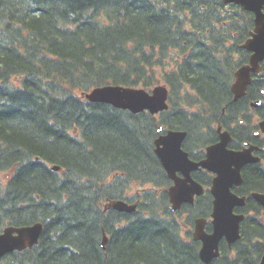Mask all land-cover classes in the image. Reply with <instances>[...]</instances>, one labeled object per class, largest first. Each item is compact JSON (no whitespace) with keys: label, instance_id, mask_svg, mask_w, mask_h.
Listing matches in <instances>:
<instances>
[{"label":"trees","instance_id":"obj_1","mask_svg":"<svg viewBox=\"0 0 264 264\" xmlns=\"http://www.w3.org/2000/svg\"><path fill=\"white\" fill-rule=\"evenodd\" d=\"M252 28L251 12L222 0H0V171L9 172L0 180V231L43 224L36 244L1 264H257L264 219L251 199L244 209L255 213L242 220L240 239L231 249L221 241V255L208 263L199 259V242L188 230L182 237L179 211L163 205L169 180L153 144L159 125L197 134L222 118L223 107L235 117L228 80L246 59L238 44ZM233 30L240 35L215 52L219 33ZM206 38L212 53L198 43ZM171 50L187 57L160 71L171 92L170 108L157 119L81 96L105 84L154 85V67ZM261 65L247 96L262 99L255 112L264 117ZM186 84L194 95L186 91L176 102L171 94ZM243 186L264 191V169L249 166ZM135 198L141 201L132 213L103 209L106 199ZM197 201L204 209L192 210L186 223L209 214L211 196Z\"/></svg>","mask_w":264,"mask_h":264},{"label":"water","instance_id":"obj_2","mask_svg":"<svg viewBox=\"0 0 264 264\" xmlns=\"http://www.w3.org/2000/svg\"><path fill=\"white\" fill-rule=\"evenodd\" d=\"M223 2L238 4L254 15V28L250 32V37L243 43V48L251 53L247 63L235 72V80L231 85L234 97L238 98L243 95L246 86L250 83L251 73L259 71L260 62L264 59V0H223ZM167 94L168 90L163 84L154 86L150 91L142 87L105 84L83 92L82 96L91 102L108 103L133 113L146 110L151 114H156L167 109ZM259 104L260 101L256 100L252 101L251 106L255 107ZM259 126L264 131V120L259 122ZM184 136L185 131H166L165 134L155 139L154 152L167 175L174 181L173 186L169 189L172 209L178 208L182 202H193L195 194L202 193L201 185L191 177L190 171L202 167L216 173L210 187L213 197L210 214L212 231L204 230L205 218L197 220L194 230V237L201 240L202 243L199 255L202 260L209 261L210 258L217 255V246L221 238H225L228 243H231L240 236L239 223L243 214H235L233 207L243 205L244 197L235 195L230 187L241 182L240 166L255 159L251 156L250 148H245L242 151L228 150L225 145L229 137L224 132L220 135V142L206 148L204 160L193 162L181 149ZM52 168L60 170L58 166ZM177 171L182 174L181 177L176 175ZM252 195L264 205L263 194L253 193ZM107 206L119 211L131 212L135 209L136 204H129L125 200H114ZM41 230V222L20 227H5L0 233V259L12 250L31 247L37 242ZM106 242L107 236L104 233L101 241L103 248ZM258 264H264V248Z\"/></svg>","mask_w":264,"mask_h":264},{"label":"flooded vegetation","instance_id":"obj_3","mask_svg":"<svg viewBox=\"0 0 264 264\" xmlns=\"http://www.w3.org/2000/svg\"><path fill=\"white\" fill-rule=\"evenodd\" d=\"M223 1V0H222ZM224 4V3H223ZM237 5L234 3H228L227 5ZM241 22V23H240ZM238 23L240 25H242V19L238 18ZM248 27V25H245V29ZM250 32L251 29L248 30L247 33H244V41L250 36ZM190 34L196 35L198 36H202V35H210L211 33L208 31H200V32H191ZM221 36V40L218 42V46H215V52L220 51L221 49L226 48L228 45H231L232 40L230 38L231 37H235L237 35H240V30H233L232 33L228 32V31H223L221 33H219ZM198 43L202 44V45H208L207 49L208 51H210L212 53L211 48L214 47V41L210 40L209 38L206 39H197ZM242 47V43L238 44V47L241 48ZM242 50H244V53L246 54V59L243 61H240V52L236 54V60H239L236 63V60L234 61V63L236 64H244L248 61L249 58V54L250 52L241 48ZM184 55L187 57V53H184ZM237 68H233L232 71V75L230 76V79L228 80V84L229 86V91L231 94V102H235L233 103L236 106V113H235V117H229V113L226 112L225 108H222V118H218L216 120H212L209 119L210 122H212L211 128H208L206 130L203 131H199L197 134L193 133V134H189L188 130H183L185 131V136L181 145V148L186 151L189 152L192 148H194L195 144H198V140L205 136L207 138V145H211L213 143H216L217 141H219V131H218V126H221L220 131H227L229 136L231 137V139L228 141L227 147H234V149H238L240 147H242L245 143H250L252 142V139L256 142V140H259L261 138L262 135H264V133L261 132L260 127L257 125V122L261 119V116L256 115V118L253 122V113L254 111H252L251 108V104L252 101L250 99H248L247 95H242L241 97L237 98V99H233V93L231 91V84L233 83V78L235 77V70ZM194 92V91H193ZM210 116L207 114V117ZM212 118V117H211ZM238 126L237 131L235 130V128ZM264 149V145L262 147ZM203 153V157H205L204 154V150H201ZM202 153L198 150H193V158H198L202 156ZM249 164V163H248ZM245 164L243 165V169L247 168V165ZM192 175L194 177L197 178H201V179H205L207 182L210 180V178H212L213 174L207 171H194L192 173Z\"/></svg>","mask_w":264,"mask_h":264},{"label":"rangeland","instance_id":"obj_4","mask_svg":"<svg viewBox=\"0 0 264 264\" xmlns=\"http://www.w3.org/2000/svg\"><path fill=\"white\" fill-rule=\"evenodd\" d=\"M173 63H171L170 67H172ZM160 69L159 67H154V73H155V76L159 77L160 76V71L161 70H158ZM10 82L13 84V85H17L19 83V77L18 76H13L10 78ZM9 175V172L8 171H0V180L1 181H4L7 176ZM146 186L142 187V188H145ZM132 189H137V185H133ZM130 194V193H129Z\"/></svg>","mask_w":264,"mask_h":264},{"label":"bare ground","instance_id":"obj_5","mask_svg":"<svg viewBox=\"0 0 264 264\" xmlns=\"http://www.w3.org/2000/svg\"><path fill=\"white\" fill-rule=\"evenodd\" d=\"M241 66H242L241 64H237V65L235 66V68L239 69ZM231 91H232V90H231ZM19 227H20V226H19Z\"/></svg>","mask_w":264,"mask_h":264}]
</instances>
